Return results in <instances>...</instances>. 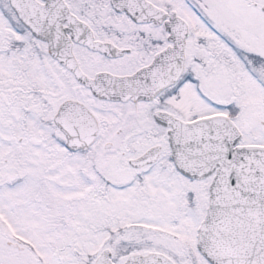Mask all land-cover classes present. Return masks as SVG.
<instances>
[{"label":"snow or ice","instance_id":"snow-or-ice-1","mask_svg":"<svg viewBox=\"0 0 264 264\" xmlns=\"http://www.w3.org/2000/svg\"><path fill=\"white\" fill-rule=\"evenodd\" d=\"M0 264H264V0H0Z\"/></svg>","mask_w":264,"mask_h":264}]
</instances>
